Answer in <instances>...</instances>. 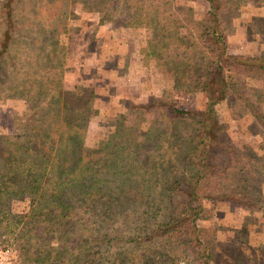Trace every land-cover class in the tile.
<instances>
[{"label": "trees", "instance_id": "trees-1", "mask_svg": "<svg viewBox=\"0 0 264 264\" xmlns=\"http://www.w3.org/2000/svg\"><path fill=\"white\" fill-rule=\"evenodd\" d=\"M205 1L208 5L201 18L191 16L189 9L182 6L185 0L79 1L84 10L98 12L101 22L110 20L115 27L133 28L151 23L152 34L158 40L148 46L145 58L157 60L176 86L191 83L204 98L199 108H182L170 98L162 100L157 96L133 106L161 111L158 131L161 137L169 134V122L174 118L190 113L199 116L195 141L187 156L193 167L191 175L163 182L171 207L177 213H171L165 220L155 218L140 242L144 247L157 241L187 245L190 247L188 264H218L214 250L215 225L204 224L213 214L207 202L229 200L242 207L249 205L253 198L245 184L231 181L229 171L239 159L257 157L248 147L241 148L226 141L223 132L227 124L218 118L216 106L233 96L264 126V99L253 101L243 93L248 78L264 81V55L230 50L224 21L225 10H238L246 0ZM66 2L39 0L30 8L34 6L35 17L41 16L43 11L49 18L65 17ZM75 4L73 1L72 5ZM1 6L5 28L0 37V79L6 70L4 61L9 57L13 39L14 12L19 7L25 8L20 3L14 6V0H5ZM55 21L49 25L59 31L61 21ZM57 31H53L54 37L44 49L42 63L33 65L36 68L27 72L26 79L11 84L13 94L24 98L28 107H33L30 99L37 103L45 101L39 114L36 111L30 114L23 130L11 135L0 134L4 142L0 150V242L8 240L12 233L14 239L28 247L30 238L39 237L35 229L42 228V235L63 239V244L66 243L74 233L62 225L87 227L93 212L99 208L102 209L100 214H104L109 209L101 202L106 195L104 190L109 189L102 175L134 172L133 167L125 169L124 166L128 150L138 141L140 123L116 116L112 122L116 134L114 148L101 149L86 144L88 112L98 92L84 84H75L73 89L63 88L57 76L63 64L64 46ZM61 31L65 32L63 28ZM108 79L100 83L96 91L112 84ZM148 161L143 163L152 173L158 163L151 160L149 165ZM164 165L161 164L160 169ZM138 177L136 173V179L118 176L112 180L119 188L117 197L110 196L112 201L123 203L129 197L134 204H139L144 197H149L141 191L142 180ZM25 194H29L28 209L17 212L12 201ZM148 214L146 208L138 219L143 223ZM60 247L57 244L48 251L38 252L31 258L32 263L56 264L72 253ZM130 260L148 263L141 248L131 253Z\"/></svg>", "mask_w": 264, "mask_h": 264}, {"label": "rangeland", "instance_id": "rangeland-1", "mask_svg": "<svg viewBox=\"0 0 264 264\" xmlns=\"http://www.w3.org/2000/svg\"><path fill=\"white\" fill-rule=\"evenodd\" d=\"M4 1L0 0V37L5 28L1 6ZM37 1L39 0H14V6L20 3L25 8L19 7L20 9L14 12L13 39L9 57L4 61L6 70L0 79V134L11 135L23 130L30 114L34 111L39 114L44 109L45 100L37 103L30 99L33 107H28L24 98L13 94L11 84L26 79L27 72L36 68L33 65L42 63L44 49L54 37L53 31H57L54 25H49L55 20L57 23L61 21L57 32L64 46L63 64L57 76L63 88L73 89L75 84H84L98 92L97 100L95 97L88 112L86 144L94 148H114L116 134L112 122L119 115L125 117L128 122L136 120L141 127L135 146L126 148L130 153L124 168L133 167L134 172L102 175L106 179L105 187L107 185L109 188L104 190L106 195L101 201L109 207L107 212L100 214L102 209L98 208L91 214L92 219L87 223V227L81 228L79 224L70 223L62 225L74 233L64 244L63 239L48 238L44 233L42 235V228L35 229L39 237L30 238L28 247L22 246L21 241L14 239L10 233L8 240L0 242V264H33L32 257L38 255V252L50 250V247L57 244L61 245L60 250L72 253L66 254L64 259L56 264H188L190 247L187 245L157 241L149 242L144 247L140 242L155 218L165 220L171 213H177L171 207L169 193L163 182L173 177L180 179L191 175L193 167L187 156L195 141L199 116L190 113L174 118L169 122V134L161 137L158 134L161 111L133 106L157 96L162 100L170 98L182 108H199L203 105L204 98L199 95L193 84L181 83L176 86L174 81L166 76L165 70L159 74L152 71L155 67L163 69L157 60L145 58L148 46L158 40L152 34L151 23L131 29L115 27L110 20L101 22L98 12L84 10L80 0H67L65 17L49 18L46 11L35 17L34 6L30 8V5ZM73 1L76 2L75 5H72ZM258 1L263 2L261 7L255 8L263 21L260 24L264 25V0H249L238 10H225L227 33L245 28L239 20L243 14L246 17L253 13V4L257 5ZM205 4L206 1L194 0L182 3V6L189 9L191 16L201 18ZM113 14L115 16L116 12ZM62 28L65 32L61 31ZM262 32L263 35L259 38L264 41V26ZM185 40L183 37V41ZM249 45L246 44L242 48L231 47L228 41L230 50L238 49L255 55L260 53L255 51L257 46L254 43ZM127 49L133 50L138 56L144 54V66L133 64L130 70L124 58ZM138 68L142 71L137 72ZM128 72L131 75L141 73V78L131 79ZM107 79L111 80L112 84L102 86L96 91V87L102 82H107ZM129 82L131 84L128 87ZM127 88L134 91V94H126ZM257 90L264 96V87H260L256 80L250 79L244 86L243 93L251 97ZM141 92L146 95L139 98L140 95L137 94ZM216 107L218 118L227 124L223 132L226 141H232L241 148L248 147L257 158L239 159L229 171L231 181L245 184L252 193L253 198L249 205L240 207L229 200L207 202L213 214L204 224L215 225V260L218 264H264V126L233 96H229ZM3 145L4 142L0 140V150ZM244 152L250 153L246 150ZM144 160H149V165L151 160L156 161L158 166L155 171H148ZM161 164H165L162 169ZM136 173L137 177L138 173L140 174L138 179L142 180V183H139L143 188L141 191L150 196L144 197L139 204H134L129 197H126L123 203L121 200L112 201L110 196L117 197L119 192L112 180L118 176L136 179ZM28 197L29 194H25L22 198L13 200L14 210L26 211ZM146 208L149 214L146 215L147 220L143 221L144 225H141L143 223L138 216ZM138 248L143 249L148 263L142 260L133 263L130 260L131 253ZM70 258L72 259L68 261Z\"/></svg>", "mask_w": 264, "mask_h": 264}, {"label": "crops", "instance_id": "crops-1", "mask_svg": "<svg viewBox=\"0 0 264 264\" xmlns=\"http://www.w3.org/2000/svg\"><path fill=\"white\" fill-rule=\"evenodd\" d=\"M191 1H194V0H185V3H190ZM202 1H204L205 2V0H202ZM246 2H249V0L248 1H246ZM245 2V3H246ZM184 3V4H185ZM258 4L256 5L255 3L253 4V13H250L249 14V16H246V17H244V14L242 15V19L241 20H239L241 23H243L244 24V26H245V28L244 29H242V30H240V31H231V32H228L227 33V36H228V41H229V43H231V47H237V48H242V47H244V45H249L250 43H254L255 44V46H257V49L255 48V51H259L260 53L259 54H256V55H260V54H263L264 55V41H262V40H260V38L259 37H261L262 35H263V32H262V30H263V24H260V23H262L263 21H261V17H259V13L257 12V10H256V8H255V6L256 7H261L262 5H263V2L262 1H258L257 2ZM207 5H208V3L206 2V4H205V6H206V8H207ZM206 8L204 9V11L202 12V16L204 15V13H205V11H206ZM124 28H126V27H124ZM132 27H129V28H126V29H131ZM231 37V38H230ZM250 46V45H249ZM230 48V47H229ZM246 49L248 50L249 49V47H246ZM129 50L130 49H127V50H125V56H124V58H125V60H126V65L130 68V70L132 69L131 68V66L133 65V64H137L138 65V67L139 66H144V64H143V59H144V54L143 55H140V56H138V55H135V53H134V51L133 50H130V52H129ZM234 50H237V51H240V50H238V49H234ZM250 51H251V49H249ZM242 52H244V53H248V52H246V51H242ZM249 54H251V53H249ZM121 64V63H120ZM156 69L154 70H152V71H155L156 73H158L159 74V72H163L164 73V70H161V69H159L158 67H155ZM146 69V68H145ZM141 72L142 70L141 69H137V72ZM166 73V76L169 78H171V76H170V74H169V72L168 71H165ZM152 73V72H151ZM141 74V73H140ZM140 74H138V75H131L129 72H128V75L131 77V79H138L139 77L141 78V76H140ZM139 78V79H140ZM130 79V80H131ZM172 79V78H171ZM250 79H253V80H256V79H254V78H248V81L250 80ZM173 80V79H172ZM257 81V84L258 85H260V87L262 86V87H264V81H262V80H256ZM130 84H131V82H129L128 83V87L130 86ZM125 91L127 92L126 94H128V93H133L134 91H129V89L127 88V89H125ZM134 94V93H133ZM137 95H140V97L139 98H142L143 96H145L146 95V93L144 94V92H141L140 94L138 93ZM132 96H134V95H129V97H132ZM253 101H258V100H263L264 99V97H262V94L261 93H259L258 92V90H257V92L255 93V95H253V96H251L250 97ZM223 101H225V100H223ZM222 101V102H223ZM221 103V102H220ZM250 115H252L251 113H250ZM253 117V116H252Z\"/></svg>", "mask_w": 264, "mask_h": 264}]
</instances>
